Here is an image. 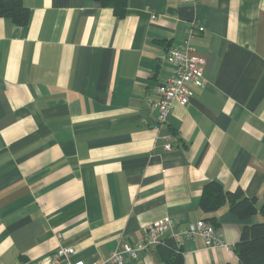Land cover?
<instances>
[{"label": "crops", "instance_id": "crops-1", "mask_svg": "<svg viewBox=\"0 0 264 264\" xmlns=\"http://www.w3.org/2000/svg\"><path fill=\"white\" fill-rule=\"evenodd\" d=\"M23 3L26 24L0 16V264H51L61 245L98 264L166 216L164 242L217 219L223 243L187 239L183 264H243L244 221L200 199L217 181L264 201V0ZM196 24L206 83L162 121L149 97ZM162 245L127 264H164Z\"/></svg>", "mask_w": 264, "mask_h": 264}, {"label": "built area", "instance_id": "built-area-1", "mask_svg": "<svg viewBox=\"0 0 264 264\" xmlns=\"http://www.w3.org/2000/svg\"><path fill=\"white\" fill-rule=\"evenodd\" d=\"M182 2H194L196 0H180ZM204 30L203 26L193 25L186 31L185 40L178 46L168 50L166 58L172 65L173 74L160 82L155 92L149 97L152 107L158 111L160 120L165 121L172 112L175 103L187 105L194 94L192 85L204 87L206 83L204 59L194 54L189 38ZM167 149L172 147V135L165 136ZM173 220L166 216L149 225L141 238L133 242L123 243L121 249L98 264H127L138 258L141 250H147L152 246L163 243V235L171 229ZM202 236L209 245L218 246L223 243L222 234L206 220L191 222L188 227L173 234L178 246L183 247L187 239ZM76 253L73 246H59L54 254L51 264H89L83 259L72 260L71 256Z\"/></svg>", "mask_w": 264, "mask_h": 264}, {"label": "trees", "instance_id": "trees-1", "mask_svg": "<svg viewBox=\"0 0 264 264\" xmlns=\"http://www.w3.org/2000/svg\"><path fill=\"white\" fill-rule=\"evenodd\" d=\"M105 6L113 7L117 15L126 13L127 0H98ZM0 16L12 19L16 24H26L30 17L29 8L23 0H0ZM225 204L243 222L240 238L235 244V252L243 264H264V201L260 207L257 206V198L249 197L242 189L230 191L217 182L210 181L205 184L200 205L207 212H215ZM258 212L262 220L248 222ZM206 221L217 225L215 216L207 218ZM161 247L164 255V264H183V247L177 245L174 238Z\"/></svg>", "mask_w": 264, "mask_h": 264}]
</instances>
